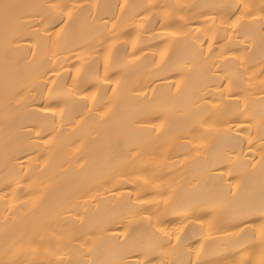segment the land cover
<instances>
[{
  "label": "bare ground",
  "instance_id": "6f19581e",
  "mask_svg": "<svg viewBox=\"0 0 264 264\" xmlns=\"http://www.w3.org/2000/svg\"><path fill=\"white\" fill-rule=\"evenodd\" d=\"M4 3L40 39L6 59L0 8V264H100L119 258L113 237L155 246L161 228L172 243L153 264L253 259L242 249L262 237L242 221L261 223L243 213L264 200V0ZM52 4L67 10L30 7Z\"/></svg>",
  "mask_w": 264,
  "mask_h": 264
},
{
  "label": "snow or ice",
  "instance_id": "6c2138e0",
  "mask_svg": "<svg viewBox=\"0 0 264 264\" xmlns=\"http://www.w3.org/2000/svg\"><path fill=\"white\" fill-rule=\"evenodd\" d=\"M17 7L19 6L8 4V3H4L0 5V8H2L3 10V52H4L6 59H7L9 51L12 50L11 46L15 44L18 40H22L25 38H31L38 42L40 39V29L35 27V23L33 22V20H25L23 16L17 13L15 11ZM30 7L48 8V9L61 8V13L67 10L66 6H60L56 4L47 5V6L32 5ZM241 7L247 8V5H241ZM261 11L264 12V8H262ZM68 14L69 16L71 15L70 12ZM35 16H38L41 22H43L45 19V17L39 12H37ZM240 19H242V17L237 18V23L239 22ZM44 38L51 40V35H47ZM29 50L31 51V47ZM209 51H211V46H209ZM201 54L203 55V53ZM32 55L35 56V52H32ZM261 75H264V71L261 72ZM7 81H8V74L6 72L5 74L6 106L8 103ZM260 83H261V86L264 87V80H261ZM225 84L228 89V95L231 97L232 95L231 88L233 86V81L225 77ZM224 94L225 93L223 91L219 93V95L221 96H223ZM231 102L236 104L237 109H239V106H240L239 97H237L235 100H232ZM261 102L264 103V97H262ZM51 104H52V100L50 99L48 105H46L42 109V111L45 113H51L55 115L56 109L53 108ZM62 114H63V110L61 109V115ZM262 132H264V125H262ZM260 139L262 141V143L260 144V147H261L260 162L264 163V135H261ZM248 143H249V151L250 152L254 151L252 141L249 140ZM243 214L245 217L259 215V218L261 220V223H259L258 225L256 224L249 225L247 219L242 221L245 224L247 232L252 234V240L255 239V233L257 230H259L261 237H262L259 244H255L250 241L248 245L242 249V251L248 253L250 256L253 257V259H248L246 261V264H264V200L261 201L259 207L253 206L247 209ZM160 234H163V235L161 236ZM154 235L160 237L159 243L156 244L155 246L146 244L142 238L132 236L128 234L127 232H125L123 240H121L119 236L113 237V239L120 241V244H121L119 258L115 260L103 261V262H100V264H131L128 257L132 255L133 253H136L142 257L140 259H137L135 261V264H153V262L149 259V257L152 255H156V256L162 255V252H156V247L163 248V247L170 246L172 243L171 237L169 236L168 233H165L162 228L159 229L156 233H154ZM176 239H177V242H179V236H177ZM34 243H36V241L29 242L27 251H30V252L38 251V249H35L32 247V244ZM21 254H23V252ZM197 255H199V253H197ZM256 256H259L258 261L255 260ZM9 264H26V262L22 259H15V260L10 261ZM27 264H43V262L38 261V260H31V261H28ZM48 264H52V262L49 261ZM56 264H63V260L57 261ZM156 264H164V262L161 260H157Z\"/></svg>",
  "mask_w": 264,
  "mask_h": 264
}]
</instances>
